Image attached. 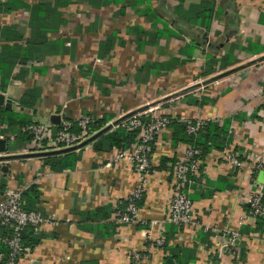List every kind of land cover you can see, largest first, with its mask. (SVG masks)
<instances>
[{"label": "crops", "instance_id": "0c3cea01", "mask_svg": "<svg viewBox=\"0 0 264 264\" xmlns=\"http://www.w3.org/2000/svg\"><path fill=\"white\" fill-rule=\"evenodd\" d=\"M123 1L0 0V139L6 141L0 155L30 146V123L57 126L54 116L61 122L91 114L109 125L152 106L178 119L210 118L219 125L230 119L237 150L264 157V0H206L215 3L208 30L180 23L178 0H126L134 6L127 2L122 10ZM46 5L57 12L33 19V7ZM148 6L160 18L157 27L170 31L155 42L142 38L143 44L129 28L155 30L143 12ZM172 132L157 138L143 206L128 225H116L113 211L140 177L133 163L114 159L117 150L98 152L89 143L76 150V166L62 172L38 156L0 160V194L36 186V210L49 219L38 229L42 241L26 248L20 264H130L133 248L147 250L150 264H264V231L245 229L253 224L241 228L236 248L224 246L250 191L264 183V169L254 176L249 165L237 170L221 150L212 148L190 184L199 224L165 222L173 164L159 166L165 157L179 159L186 145L173 146ZM145 230L154 237L164 231L165 246H153Z\"/></svg>", "mask_w": 264, "mask_h": 264}, {"label": "built area", "instance_id": "2783aa9c", "mask_svg": "<svg viewBox=\"0 0 264 264\" xmlns=\"http://www.w3.org/2000/svg\"><path fill=\"white\" fill-rule=\"evenodd\" d=\"M111 14H113L111 12ZM262 94L264 95V80L262 85ZM157 107H149L141 112H136L123 120V124L131 130L140 129V134L137 142L130 149L117 150L114 159H127L134 164L136 171L139 173V182L137 183L133 193L125 200L129 201V206L126 209L120 207V203L116 206L113 213V220L119 225H128L138 220L140 207L135 201L143 197L147 190L149 179L152 170L151 146L155 136H159L161 131H166L169 122L165 113H156ZM144 115H151L150 123L143 120ZM264 118V112L262 113ZM78 126L81 131L76 132L72 129V122L66 119L61 120L62 128H57L53 124L35 123L28 127V132L31 136V144L24 149L22 153L51 151L63 149L77 145L88 139L94 133L90 132L89 125L95 121L92 115H81L77 119ZM186 123L188 133H197L202 126L211 122L210 118L189 117L183 119ZM264 124V121H263ZM231 131V130H230ZM222 160L234 166L237 170L249 165L252 170L250 175H257V172L264 169V157H257L254 153L242 155L233 143L226 146L220 152ZM204 160L201 156L200 149L184 145V149L178 161L173 165V181L172 191L168 203V207L164 216L165 222L174 223L184 227L197 226V213L195 204L191 198L190 184L192 178L199 175ZM253 179V178H252ZM256 181V180H255ZM25 191L24 188L12 187L4 193L0 194V223L14 227V234L11 237H3L0 234V242L9 245L10 253L5 256L0 252V261L8 258L6 264H19V259L23 251L27 250L21 242V231L28 224L35 225L39 229L49 219L39 212L27 211L23 208L21 195ZM264 194V183L257 181L256 187L252 189L248 195L247 203L250 209L241 212L237 217V226L234 229H227V237L224 243L225 247L236 248V242L241 238V228L245 224L255 225V217L264 212L262 197ZM246 203V204H247ZM153 224H159L154 221ZM164 231H161L154 237L150 230H145L144 234L147 239L153 241V246L163 247L165 244ZM156 241V244L154 243ZM147 250L141 251L133 248L128 252L130 264H150L148 261ZM236 254V252H235ZM212 264V263H211Z\"/></svg>", "mask_w": 264, "mask_h": 264}, {"label": "trees", "instance_id": "16d2710c", "mask_svg": "<svg viewBox=\"0 0 264 264\" xmlns=\"http://www.w3.org/2000/svg\"><path fill=\"white\" fill-rule=\"evenodd\" d=\"M67 2L70 3L71 0H57V2ZM87 2H90L91 4L93 3H99V4H109V0H86ZM186 0H178V5L174 8V12L176 16L178 17L177 20L182 22L183 24H189L190 26L193 27H200L203 29H209L211 27L212 23V17L213 13L215 10V3L214 2H208L206 0H202L200 3H192L189 5V7H185L183 3H185ZM130 4L132 7L134 4L132 1H123L122 5V10H124L127 3ZM137 4L140 3V1L136 2ZM56 8L51 7L50 5L46 6H36L33 7L32 9V16L33 19H36V17L44 16L46 14H55ZM144 14L146 16L149 15L150 19L153 20L152 24L155 26V30L153 31H147L143 27L140 26H134L132 28H129V30H132L135 35L137 36V40L143 44H145V41H140L142 38L149 37V41L147 42H155V40L166 34L169 33V29L166 27L167 25L164 24L163 28H158L157 24L160 21V18L157 16V12L153 10L151 7H145L144 9ZM146 42V43H147ZM212 62L216 63V60L214 57H210L209 63L211 64ZM208 63V64H209ZM224 65V64H223ZM210 69L205 70V74L210 73ZM21 103L23 105L28 106L26 100L22 99ZM264 108V107H263ZM91 115V114H87ZM95 118V121L89 125V130L92 133H96L97 131H100L103 129L108 122L107 118H96L94 115H92ZM169 122L167 124V128H172V144L173 146L178 143H185L187 145L194 146L201 151V156L202 159H205L206 156L209 154V152L212 150V148H216L218 150H223L226 146L230 145L232 143V134L229 128L230 124V119L227 120V124L219 125L218 122L213 121V122H208L197 133L190 134L187 131L186 128V123L178 118H173L170 115H165ZM66 120H69L72 122V129L76 132H80L81 129L78 126V121L75 119H70V118H65ZM151 115H144L143 120L147 123L151 122ZM35 124V123H30ZM57 128H62V124L59 123L57 125ZM140 134V129H135L131 130L128 129L124 124L123 120L117 123L114 127L97 137L95 140L91 142V145L95 151H112V150H124V149H130L131 146L137 142L138 137ZM157 138L158 136H155V138L150 141V146H151V153L150 155L156 151L157 148ZM225 144H227L225 146ZM152 159V157L150 156ZM44 163L48 165L53 171L57 172H62L65 170H71L73 169L78 160H79V155L77 154L76 150H71L68 152H64L61 154H52V155H47L42 157ZM172 162L174 165L178 159L176 158H163L161 160V164L159 168L161 167L162 169L166 167V164L168 162ZM153 170V167H152ZM194 178L192 180L194 181ZM144 195L141 197L139 200L135 201L136 204L141 208L143 206V200H144ZM39 198V191L36 186H32L30 189L23 191L21 195V200L23 204V208L27 211H36L39 212L41 215L42 212L39 210H36V203ZM262 203L264 206V194L262 197ZM129 206V201L127 200H122L120 202V207L122 209H126V207ZM246 209H250V205L246 204ZM115 212V209L114 211ZM45 216V215H43ZM113 222L116 225L117 224L114 220ZM245 229L247 232L254 231V232H263L264 231V212L257 215L255 217V225L254 227H251L250 225H245ZM15 230L14 227H11L9 225H5L0 223V234L5 238V237H11L14 234ZM21 237V242L22 245L25 248H30L31 250L34 249L41 241L42 238L44 237V233L39 231L35 225L28 224L24 226V228L21 231L20 234ZM166 244V243H165ZM164 244V246H165ZM163 246V247H164ZM0 252H3L5 256L9 255L10 253V247L8 244L4 242H0ZM25 254V251L21 254V258H23ZM20 258V259H21ZM8 258L3 259L0 261V264H6ZM19 259V260H20ZM20 264V263H19ZM86 264V263H85Z\"/></svg>", "mask_w": 264, "mask_h": 264}, {"label": "water", "instance_id": "95a60500", "mask_svg": "<svg viewBox=\"0 0 264 264\" xmlns=\"http://www.w3.org/2000/svg\"><path fill=\"white\" fill-rule=\"evenodd\" d=\"M264 58V57H261ZM235 70V69H234ZM231 71H226L224 73H222L223 75H226L228 73H230ZM4 95L0 93V104L4 103ZM11 100H8L6 103V106L9 108L11 107ZM141 111V109L139 110H135L132 111L130 113H128L127 115L121 117L120 119L114 121L113 123L106 125L103 129H101L100 131H97L96 133H94L93 135H91L88 139H86L85 141L71 146V147H67V148H63V149H57V150H51V151H41V152H30V153H18V154H5V155H0V160H4V159H13V158H19V157H31V156H38V157H44L47 155H54V154H61L64 152H68L71 150H77L80 149L86 145H88L89 143H91L93 140H95L97 137H99L100 135H102L103 133H105L106 131H108L109 129H111L114 125H116L117 123H119L120 121L124 120L125 118H127L128 116ZM60 117L59 116H54L53 117V122L54 123H60ZM6 151V141L5 139H0V153H5ZM172 260H168V262H171Z\"/></svg>", "mask_w": 264, "mask_h": 264}, {"label": "rangeland", "instance_id": "374dc122", "mask_svg": "<svg viewBox=\"0 0 264 264\" xmlns=\"http://www.w3.org/2000/svg\"><path fill=\"white\" fill-rule=\"evenodd\" d=\"M82 2H83V3H88L86 0H82ZM92 5H101V4H99V3H98V4H97V3H93ZM110 14H111V12H110ZM76 15H81V13H78V14L76 13ZM175 17H176V19H177V16H176V15H175ZM156 113H157V112H156ZM158 114H159V113H158ZM163 133H165L164 130L161 131V135H162ZM154 243L156 244V241H155ZM155 247L158 248L157 245H156ZM156 248H155V249H156ZM22 260H23V258L20 259V262H19V263H21Z\"/></svg>", "mask_w": 264, "mask_h": 264}]
</instances>
